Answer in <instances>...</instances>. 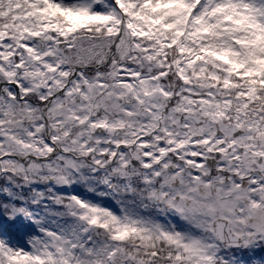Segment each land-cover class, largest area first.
I'll return each mask as SVG.
<instances>
[{"label":"snow or ice","instance_id":"snow-or-ice-1","mask_svg":"<svg viewBox=\"0 0 264 264\" xmlns=\"http://www.w3.org/2000/svg\"><path fill=\"white\" fill-rule=\"evenodd\" d=\"M0 213V264H264V0H0Z\"/></svg>","mask_w":264,"mask_h":264},{"label":"rangeland","instance_id":"rangeland-1","mask_svg":"<svg viewBox=\"0 0 264 264\" xmlns=\"http://www.w3.org/2000/svg\"><path fill=\"white\" fill-rule=\"evenodd\" d=\"M76 191L82 193L83 189L77 187ZM106 203L111 204L112 202L109 200V201H106ZM0 220L6 222V224L0 223V235H7L9 231L14 232V230L18 229L19 232L20 233L22 232V233H21V235L18 234L19 239L16 240L15 243H19V244L23 245L25 243V233L29 232L30 228H31L29 222L26 221L23 216L17 217L14 221H7V217L3 216L2 213H0ZM12 241H13V239H12ZM261 255L264 256V253H261ZM258 257H259V255H258Z\"/></svg>","mask_w":264,"mask_h":264},{"label":"trees","instance_id":"trees-1","mask_svg":"<svg viewBox=\"0 0 264 264\" xmlns=\"http://www.w3.org/2000/svg\"><path fill=\"white\" fill-rule=\"evenodd\" d=\"M8 233H11V234H9V236H12V233H13V232H12V231H9ZM13 238H14V239H13ZM16 238H17V235H14V234H13V236H12L13 242L16 241V240H15Z\"/></svg>","mask_w":264,"mask_h":264},{"label":"flooded vegetation","instance_id":"flooded-vegetation-1","mask_svg":"<svg viewBox=\"0 0 264 264\" xmlns=\"http://www.w3.org/2000/svg\"><path fill=\"white\" fill-rule=\"evenodd\" d=\"M258 253H260V252H258Z\"/></svg>","mask_w":264,"mask_h":264}]
</instances>
